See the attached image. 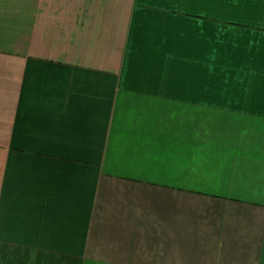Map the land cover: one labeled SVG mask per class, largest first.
<instances>
[{"label":"crops","instance_id":"crops-1","mask_svg":"<svg viewBox=\"0 0 264 264\" xmlns=\"http://www.w3.org/2000/svg\"><path fill=\"white\" fill-rule=\"evenodd\" d=\"M0 264H264V0H0Z\"/></svg>","mask_w":264,"mask_h":264}]
</instances>
